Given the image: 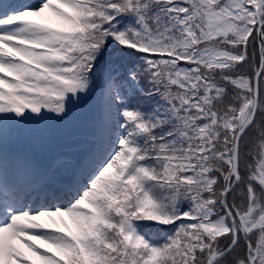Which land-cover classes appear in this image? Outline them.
<instances>
[{
  "label": "snow or ice",
  "instance_id": "snow-or-ice-1",
  "mask_svg": "<svg viewBox=\"0 0 264 264\" xmlns=\"http://www.w3.org/2000/svg\"><path fill=\"white\" fill-rule=\"evenodd\" d=\"M0 264H264V0H0Z\"/></svg>",
  "mask_w": 264,
  "mask_h": 264
}]
</instances>
